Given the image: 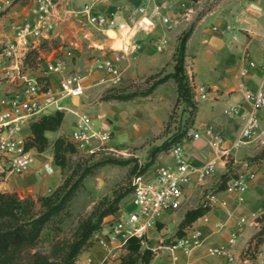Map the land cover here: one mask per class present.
Instances as JSON below:
<instances>
[{
	"label": "crops",
	"instance_id": "obj_1",
	"mask_svg": "<svg viewBox=\"0 0 264 264\" xmlns=\"http://www.w3.org/2000/svg\"><path fill=\"white\" fill-rule=\"evenodd\" d=\"M30 8V13L34 8ZM94 0H57L59 4V12L61 22L56 30V42L62 48H70L73 51L74 58L68 63L67 70H77L79 73H85L86 70L94 67L96 59L104 58L107 51L120 49L123 42L128 41V48L137 52L141 71L147 70L150 74L158 73L156 69L167 68L165 74L173 72L174 62L172 57L175 52L176 39L179 34L178 27L174 26V31L168 37L164 53L151 57L148 56L147 40L149 37H162L166 32L165 24L162 18L170 19V23L178 22L181 19H190L196 17L198 20L186 42L184 56L185 76L198 85H205L210 88V98L204 103L199 104L198 111L194 120V128L202 131L207 126H212L221 132L224 141L223 148L229 149L233 140L237 139L241 129V122L238 119H229L222 114L225 107L229 105L240 106V114L246 115L249 107L242 101V92L239 91L238 85L241 82L239 70L246 64L248 54L245 48L248 47L253 40L246 42V35L251 33V29L258 27L259 17L264 15V0H220L216 6L208 10L209 0H158L160 6L159 14L153 13V3H144L141 0H95L91 7V14H115L117 23L125 24L124 30H110L115 33L116 37L112 38L107 35L108 31H101L87 23V16L83 12L86 4H91ZM147 6L145 17L149 18L154 28L147 30L140 26V20L143 16L139 15L137 8L139 6ZM257 6L260 11H254L251 6ZM253 13L252 15L250 13ZM18 13L17 6L12 12L5 15L6 18L14 17ZM199 15V16H198ZM234 18L235 24L231 25L229 20ZM212 23H218L221 27L232 29L237 26L244 34L240 47L233 46L232 42L237 41V36L233 32L229 33L231 40L227 43L225 38L212 32L210 27H206L209 20ZM211 23V24H212ZM159 28V30H158ZM214 31V30H213ZM226 31V30H225ZM126 33L127 38L121 43L120 38ZM225 33V34H226ZM7 32H0V43H2ZM251 37V36H250ZM164 39V38H162ZM38 57L42 56L40 51L34 52ZM47 54V53H45ZM92 58L90 61L89 59ZM39 59V58H38ZM131 57H128L124 65L130 64ZM222 62V70L216 72ZM154 65V68H150ZM5 62L2 60L0 64V96L9 88V81L5 78L4 68ZM142 66V67H141ZM144 69V70H143ZM154 69V72L149 71ZM126 70V69H125ZM136 70L125 71L126 76L135 75ZM140 71V70H139ZM104 74L94 70L87 82L84 79V85L87 87L89 82L92 90L84 92L79 98V104H87L88 101L98 100L99 95L108 89L104 81ZM58 77H52L50 84L56 86ZM247 88L255 90L256 88H264V69H255L250 72L249 76L244 80ZM174 82L169 79L165 83L158 85L153 92L146 98L150 101L154 99L151 111L153 115L159 110L169 107L176 98L174 91ZM86 91V90H85ZM133 103L134 101H130ZM129 102L126 103L128 105ZM85 106V105H84ZM259 128L257 133L251 138L250 142L237 150L231 151V160L229 164H225L224 160L217 157L216 152L209 146L205 138L192 141H200L195 145L189 143L181 144L183 151L187 154L190 162L195 165L204 164L214 161L216 164V172L212 178L206 180L203 184L195 181L189 184L184 190L181 208L179 211L171 214H164L155 224L146 232V244L150 250L158 247L159 243L174 241L178 238L176 231L178 225L183 219L186 211L196 208L201 201L204 192L218 190L219 197L226 199L225 207H213L208 212L194 221L190 227L198 228L205 239L203 247L192 251L190 254H184L176 251L174 255L176 261H172L171 255L165 250H158L154 253V258L150 264H253V258L249 253L253 250L254 236L261 227V223L256 221V217L264 214V159L261 160L260 167L257 171L256 179L250 183L248 192L245 196L243 204H239L234 196H226L222 189L224 184L219 185L222 181L221 176L236 170L237 167L248 158L258 154L264 147V113H259ZM65 118V114H64ZM75 118V117H74ZM76 119L71 121V125ZM94 120V119H93ZM113 124V121L107 119ZM95 121V120H94ZM112 133L110 126L99 123ZM147 124L142 126L143 132L148 130ZM115 129V128H114ZM65 130L64 119L62 125L55 132H46L48 141L53 142L60 138L61 132ZM137 128L134 125L128 126L125 130L124 137L119 136L115 141L117 143H132ZM69 134V131H68ZM160 158V156L158 157ZM191 158V159H190ZM258 223V225H256ZM236 233V240L232 245H228V238L232 233ZM225 246L227 251L232 255L233 261H229L224 256L212 257L206 254V247ZM96 254L101 253L98 246L92 247ZM257 251L264 253V240L257 247ZM116 261L115 264H117Z\"/></svg>",
	"mask_w": 264,
	"mask_h": 264
},
{
	"label": "built area",
	"instance_id": "obj_2",
	"mask_svg": "<svg viewBox=\"0 0 264 264\" xmlns=\"http://www.w3.org/2000/svg\"><path fill=\"white\" fill-rule=\"evenodd\" d=\"M17 0H0V14L10 13ZM95 1V0H94ZM83 8L87 16V23L101 31L113 29L124 30L125 24L117 23L115 14H91L92 4ZM144 3H153V13L159 14L158 0H141ZM147 11L146 4L139 6L137 12L144 16ZM162 23L168 25L170 19L162 18ZM61 22L59 4L57 0H34L31 13L11 24V31L0 46V64L5 62L3 68L5 78L9 81V88L0 96V178L16 176L24 173L32 163L31 150H25V143L29 135V125L42 115L53 112L69 113L75 117V123L68 134L69 142L75 150L94 154L100 151L110 141L111 131L104 126H99L84 112L71 104L73 97L81 98L86 87L84 77L78 74H67L68 63L74 58L72 49L63 48L60 54L51 56L43 61L40 73L32 70L25 71L27 56L41 50L43 44L49 45L56 40V30ZM214 31H217L214 28ZM227 31L222 30V34ZM166 44L165 39H160L156 50L161 52ZM134 53L127 46L120 49L107 51L102 59L94 61V69L104 74L105 82L117 85L121 82L126 66L124 62ZM257 69L252 61H247L239 70L241 82L238 85L242 92V101L249 107L246 115L240 114V106L229 105L222 114L229 119H238L241 129L237 139L233 140L229 149L223 148L224 138L221 132L212 126L205 127L201 133H193L192 139L205 138L209 146L216 152L225 164L231 160V151L237 150L248 144L259 128V113H264V88L255 90L246 87L244 80L250 72ZM52 77H58L56 86L50 84ZM103 82V81H102ZM195 99L206 101L210 98V88L205 85L191 83ZM171 164L156 166L149 174H140L132 179L131 210L119 209L111 215L106 226L101 224V229L93 234L91 242L104 250L108 255L115 249H122L130 237L140 241L143 248L146 244V232L154 227L156 222L164 215L180 210L185 188L192 182L203 184L212 178L216 172V164L209 161L204 164H192L183 151L181 145H176L169 151ZM261 161L244 160L238 170L226 173L227 179L222 192L226 196H234L239 204H243L251 182L256 179ZM46 168V167H45ZM218 190L204 192L200 205L211 209L225 207L226 199H221ZM258 217H256L257 219ZM258 225V223H256ZM205 237L198 228L188 227L184 234L174 241H162L152 250L167 251L172 261H176V251L190 254L205 244ZM236 240V233L228 238V245ZM206 254L212 257L224 256L233 261L227 247H206ZM108 255L101 259L100 264L107 261ZM253 264H264V253L257 251L254 254ZM76 264H94L91 256L84 258Z\"/></svg>",
	"mask_w": 264,
	"mask_h": 264
},
{
	"label": "rangeland",
	"instance_id": "obj_3",
	"mask_svg": "<svg viewBox=\"0 0 264 264\" xmlns=\"http://www.w3.org/2000/svg\"><path fill=\"white\" fill-rule=\"evenodd\" d=\"M218 1L220 0H209L208 10L213 9ZM18 2L19 0L16 1V4ZM32 2V0H23L19 5H16L18 13L14 17L6 18V13L0 14V32H7L6 36H8L11 31V24L13 22H19L30 14V8H32L33 5ZM261 5L264 6V2H262ZM250 14L252 15L253 13L251 12ZM258 19L260 20L258 27L251 29V33L246 35V42L250 40H253V42L245 48V53L248 54L247 59L254 62L257 69L263 70L264 15ZM197 21L195 16L190 19H186L185 17V19H181L178 22L166 25L164 29L166 32L165 35L163 34L159 39L156 37L148 38L147 46L149 47L147 55L155 57L164 53L166 44L161 52L156 50V44L162 38H164L167 43L168 37L175 30L174 26L178 27L179 32L176 39V50L180 37L187 31L192 32ZM212 22L213 21L210 19L206 27H210L211 31L214 33L215 31L213 30L215 28L217 30L216 34L225 38V42L227 43L230 42L229 40H231V38L228 35L229 33L222 34V30H226L227 32L230 31V33L234 32L237 36V41L232 42V44L233 46L236 45L240 47L244 34L237 26H234L235 29H232V27L224 28L218 23ZM229 23L234 25V18H231ZM110 33H112V31H108L107 35L110 36ZM126 38V35L121 36V43ZM127 43V40L124 41V46H127ZM62 49V46L56 41L51 42L49 45L43 44L40 50L41 57H38L37 53H30L27 56L24 61L26 67L25 71L32 70L35 73H40L43 68V61L51 56L60 54ZM140 57L141 54L138 56L137 52L133 53L131 56V63L128 64L127 62L125 68L127 71H132V69L136 70L135 75L133 74L128 77L125 75V70L119 84L114 85L109 82H101V84L106 83L109 87L99 95L98 100L88 101L87 104L82 103V106L79 104L78 107L75 108L79 109L80 112L87 113L95 120L97 125L99 123L104 124L106 119L113 121V124L110 125L113 133H111V138L107 146L94 154H87L75 150L74 153L67 155L65 168L60 169L54 164L52 141L50 140L48 148L43 153L31 150L32 163L24 173L0 180V192L13 196L21 206L20 209L15 211L17 213L16 222L9 216L0 213V226L20 223L29 219L30 216H36L42 213L44 208L41 206V200L50 198L55 202L56 195L60 194L61 196L64 193V191L58 190L61 188L66 178H69L71 184H76L71 198L63 205V208L55 213L45 224L37 239L36 245H29L26 248L18 264H30L31 256L34 253H37L44 260H59L66 252L69 245L75 240L82 224L87 220H91L95 223L98 216L104 210L111 207L131 210V192H129V190L134 174L140 169H143L145 174H149L158 165L171 164L172 160L169 157V151L172 147L169 150L157 153L153 159L150 154L154 148L160 146L164 142H169L174 134L179 135L184 130H187V134L182 139L181 144L191 141L190 143L195 145L200 142L192 141V134L201 133L202 131L194 128V123L191 122L195 120L200 102L204 103V101L195 99L191 87L193 81L187 79L192 95L191 101L195 104V111L191 115H189V109L182 101L176 102L177 93L175 83V100L171 102L168 108L159 110L156 115H153L151 104H154V99L151 101L146 99L153 91L147 96H141L140 94L149 89L150 86L156 82L157 78L165 75L168 69L165 67L156 69L158 73L153 74H150L147 70L141 71L142 68L140 69V67H138ZM89 60L91 61L92 58ZM172 61L174 62V57H172ZM222 65L221 62L216 72L222 70V68H220ZM154 67L153 65L150 68ZM94 70V67H92L89 70L87 69L85 73H79L77 70L72 69L67 70V74H78L84 77L87 82V77H90V74H92ZM149 71L154 72L155 70L150 69ZM90 90H92V86H90L88 82L85 92ZM131 95L135 96L128 100H121ZM130 101L134 102L131 103ZM127 102H129L128 105H126ZM73 119H75L73 115L65 113V130L61 132L60 138L68 142V131L70 133L72 130L71 121H73ZM146 124L149 126L148 130L143 132L142 126ZM131 125L137 128L135 134L137 139L133 137L131 144L123 142L117 143L115 140L119 136L124 137L126 128ZM159 156L160 158H158ZM107 160H117L123 162V164H110ZM228 164L230 165V163ZM239 168L238 166L236 170ZM222 184H224L223 181H221L219 185L221 186ZM117 195H121L122 197L115 203V197ZM108 222L109 218L107 217L102 220L104 226H106ZM93 246L95 245L83 248L77 256V261L82 262L85 257L91 256L94 260V264H100L101 259L108 255V253L101 249V253L96 254L92 248ZM124 254L125 251L123 248L115 249L111 252V255H108L107 261L103 264H115Z\"/></svg>",
	"mask_w": 264,
	"mask_h": 264
},
{
	"label": "trees",
	"instance_id": "obj_4",
	"mask_svg": "<svg viewBox=\"0 0 264 264\" xmlns=\"http://www.w3.org/2000/svg\"><path fill=\"white\" fill-rule=\"evenodd\" d=\"M191 35V31L185 32L179 39L177 48L173 55L174 67L173 72L165 74L160 78H157L149 89L141 93V96L149 95L156 86L165 83L171 79L176 85L177 100L182 101L189 109V115L195 111V104L191 101L192 95L190 93V87L185 76L184 70V56L186 42ZM135 95L122 98L121 100H128ZM64 114L62 112H53L40 116L29 125V135L25 143V150H35L38 153H43L49 146V141L46 137V132H55L62 125ZM191 123H194L193 121ZM187 130H184L179 135L174 134L169 142H164L160 146L154 148L151 152L152 159L157 153L165 150H169L171 147L180 145L182 139L186 136ZM171 143V144H170ZM171 145V146H170ZM53 161L54 164L64 169L67 162V155L75 152L73 145L64 140L63 138H57L52 144ZM264 159V148L255 156L248 158V160L261 161ZM110 164L120 165L123 162L117 160H107ZM144 170H138L134 176L143 174ZM222 181L225 183L227 176L224 174L221 176ZM1 180V178H0ZM76 184L70 182L69 178H66L58 191H64L56 195V201L54 202L50 198H44L41 200V206L44 211L36 216H30L29 219L14 224H8L0 226V264H18L21 260L22 253H25L26 248L35 246L37 239L42 231V228L50 220V218L57 212H59L63 205L71 198ZM132 191L130 187L129 192ZM121 195L115 197V203L119 201ZM20 204L11 195L3 194L0 192V213L9 216L14 222L17 220V209H20ZM119 208L111 207L104 210L97 218V221L93 223L91 220H87L82 224L75 240L69 245L64 255L56 261L44 260L37 253L31 256L30 264H76L77 256L83 248L92 246L91 238L94 233L101 229L102 220L106 217L114 215ZM208 208L198 205L196 208L190 209L185 212L182 221L178 225L176 235L181 237L184 234L186 228L198 218L204 216L208 212ZM261 223L260 229L254 236L253 250L249 253L250 258L254 257L257 252V247L264 240V214L256 219ZM125 254L120 257L117 264H150L154 258V252L149 248H143L140 241L135 237H130L123 247Z\"/></svg>",
	"mask_w": 264,
	"mask_h": 264
},
{
	"label": "water",
	"instance_id": "obj_5",
	"mask_svg": "<svg viewBox=\"0 0 264 264\" xmlns=\"http://www.w3.org/2000/svg\"><path fill=\"white\" fill-rule=\"evenodd\" d=\"M251 9L254 10V11H260V9L257 6H254V5L251 6ZM140 26L142 28L147 29V30H152L154 28L153 23L150 21L149 18H147L145 16H143L141 18ZM71 104H72L73 107L77 108L78 105H79V97H73L71 99ZM104 122H105L104 124H106L107 126L111 125V122L109 120H107V119Z\"/></svg>",
	"mask_w": 264,
	"mask_h": 264
},
{
	"label": "bare ground",
	"instance_id": "obj_6",
	"mask_svg": "<svg viewBox=\"0 0 264 264\" xmlns=\"http://www.w3.org/2000/svg\"><path fill=\"white\" fill-rule=\"evenodd\" d=\"M109 35H110V37H112V38H115V37H116L115 33H113V32L110 33ZM125 35H126V33H123V34H122V36H125Z\"/></svg>",
	"mask_w": 264,
	"mask_h": 264
}]
</instances>
